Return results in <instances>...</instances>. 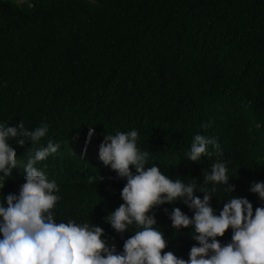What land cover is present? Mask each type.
Masks as SVG:
<instances>
[{
  "label": "trees",
  "instance_id": "1",
  "mask_svg": "<svg viewBox=\"0 0 264 264\" xmlns=\"http://www.w3.org/2000/svg\"><path fill=\"white\" fill-rule=\"evenodd\" d=\"M133 244L264 264V0H0V264Z\"/></svg>",
  "mask_w": 264,
  "mask_h": 264
},
{
  "label": "clouds",
  "instance_id": "2",
  "mask_svg": "<svg viewBox=\"0 0 264 264\" xmlns=\"http://www.w3.org/2000/svg\"><path fill=\"white\" fill-rule=\"evenodd\" d=\"M83 141H82V148H81V144L79 145V153L80 154H83L84 152H86V144L87 142L89 141V139L91 138L92 139V130L91 128H87L83 134ZM93 140V139H92ZM94 141V140H93ZM95 142V141H94ZM96 143V142H95ZM97 145V143H96ZM98 147V145H97ZM86 150V151H85ZM98 150H99V147H98ZM99 153H100V150H99ZM98 154H93L94 155H99ZM20 169H21V166H20ZM58 201L57 198L53 197L52 199H50L49 201H47L46 204L52 206L54 205L56 202ZM165 223V222H164ZM166 224V223H165ZM161 228H163L165 225H160ZM123 253L127 256V257H130L131 259H135L136 262H139L140 264L141 263H144V260L143 259H140V258H136V256L134 255L135 253V249L137 248L136 245H129V246H123ZM161 260H162V257L161 256H158L157 254L155 255V257L153 259H150V260H147L145 261L146 264H161ZM98 264H108V263H104L102 262L101 260L97 262Z\"/></svg>",
  "mask_w": 264,
  "mask_h": 264
},
{
  "label": "rangeland",
  "instance_id": "3",
  "mask_svg": "<svg viewBox=\"0 0 264 264\" xmlns=\"http://www.w3.org/2000/svg\"><path fill=\"white\" fill-rule=\"evenodd\" d=\"M82 141H83V136H81L80 139H79V145L81 144V148H82V144H83ZM86 150L94 152V154H98L99 153V150H98V147H97L96 143L91 138L89 139V141L86 144Z\"/></svg>",
  "mask_w": 264,
  "mask_h": 264
}]
</instances>
